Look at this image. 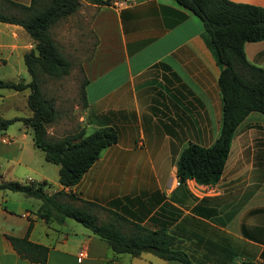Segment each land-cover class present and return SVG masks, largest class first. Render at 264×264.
<instances>
[{
  "label": "crops",
  "instance_id": "crops-1",
  "mask_svg": "<svg viewBox=\"0 0 264 264\" xmlns=\"http://www.w3.org/2000/svg\"><path fill=\"white\" fill-rule=\"evenodd\" d=\"M232 1L264 7V0ZM50 31L72 62L65 80L74 79L75 94L85 85L80 130L89 134L112 126L118 140L102 150L77 184L64 187L59 166L50 176L45 155L33 160L9 128L2 129L3 179L46 180L48 194L64 190L96 203L99 222L112 221L125 233L134 223L164 229L195 264H264V113L251 112L237 127L219 182L177 184L181 152L192 142L211 145L222 123V66L203 21L175 0H81L79 9ZM34 45L23 26L0 22V79L30 81L24 55ZM245 52L264 67V40L246 42ZM9 90L0 93V116H31L30 88ZM16 122L22 124V140L32 134ZM41 203L20 191L0 190V264H42L23 258L7 237L26 235L31 222L29 238L50 247L45 264H183L152 252L115 254L106 240L73 218L46 221L38 214ZM81 250L86 255L80 260Z\"/></svg>",
  "mask_w": 264,
  "mask_h": 264
},
{
  "label": "trees",
  "instance_id": "trees-1",
  "mask_svg": "<svg viewBox=\"0 0 264 264\" xmlns=\"http://www.w3.org/2000/svg\"><path fill=\"white\" fill-rule=\"evenodd\" d=\"M87 1L96 4L111 2ZM175 1L203 21L222 66L218 84L223 97L219 136L209 146L192 142L185 147L177 160V176L181 182L194 179L198 184H216L222 177L237 127L251 112L264 113V67L250 62L245 52L246 42L264 40V7L232 0ZM7 2L10 12L1 5L0 22L23 26L35 45L24 55L31 80L0 79V88L17 91L30 88L27 103L32 115L0 116V128L7 129L12 123L22 121L31 129L34 143L44 151L45 159L59 166V182L64 187L75 185L100 157L102 150L118 140V132L112 126L101 127L89 134L81 129L57 138L51 137L48 132V127L58 117V110L54 101L42 90V74L62 78L72 68L71 60L61 51L50 30L57 21L75 13L81 0H31L29 5L14 0ZM81 94L86 105L85 85H82ZM48 184L46 180L26 183L5 180L0 173V190L20 191L39 198L42 201L39 216L59 223L67 217L73 218L106 240L115 254L135 256L152 252L166 260L195 264L186 251L175 248L177 239L166 230H151L134 223L131 233H125L112 221L99 222L93 210L96 203L64 190L48 194L45 191ZM32 227L31 222L24 236L7 237L23 258L45 264L50 247L29 238ZM242 264L257 263L245 261Z\"/></svg>",
  "mask_w": 264,
  "mask_h": 264
},
{
  "label": "rangeland",
  "instance_id": "rangeland-1",
  "mask_svg": "<svg viewBox=\"0 0 264 264\" xmlns=\"http://www.w3.org/2000/svg\"><path fill=\"white\" fill-rule=\"evenodd\" d=\"M1 8H4L8 12H10V8H8L7 6H2ZM74 65H75L76 69H79L78 66H76L77 65L76 62H74ZM13 78H14L13 76H7L6 80H16ZM20 79H23V78H20ZM20 79H18V80H20ZM65 79L66 78L64 77L63 80L59 79V81H57L58 80L57 78H51V77H49L47 75H43V74L41 77V81L42 82L44 81V84H42V85H44L45 95L47 97H50L51 99H53L55 101L57 108H58V113H59L58 119L48 127L49 135L53 138L62 137L65 134L80 130V127L77 125L78 114L84 108V102H83L81 90H80V93L75 94L76 88H75L74 79H72V78L67 79V80H65ZM80 80H81V78H80ZM53 81L60 82L63 84V86H61V88H59L58 86H55V82H53ZM0 91H1L0 93H4L6 95L9 93H12V91L9 89H4V90H0ZM23 98H24L23 95L21 97L19 96L16 98V101H21V100H23ZM1 101H2V99L0 98V103H1ZM76 105H78V106H76ZM10 113H14V112L11 111ZM17 114H21V113H17ZM21 125L22 124H20L18 122H15V123H12L11 125H9V127H8L9 128V135L15 136V138L21 142V143L20 142H18V143H20L19 145L24 146L23 152L25 154L33 153L35 155L33 160H39L40 157H44L43 150L34 145V140H33L32 134H28L27 137L24 140H22V136H21L22 133H21L20 128H19ZM27 128L31 131V129L29 127H27ZM2 132H3V130L0 128V134ZM19 149H20V147H16L17 151H19ZM3 160H4V158H3ZM35 162H37V161H34V163ZM45 163H47L45 165L47 166L48 174L50 176H53V170H54V174H55V169H56V167H58V165H56L52 162H45ZM46 189H49V187H47Z\"/></svg>",
  "mask_w": 264,
  "mask_h": 264
},
{
  "label": "built area",
  "instance_id": "built-area-1",
  "mask_svg": "<svg viewBox=\"0 0 264 264\" xmlns=\"http://www.w3.org/2000/svg\"><path fill=\"white\" fill-rule=\"evenodd\" d=\"M181 183L180 179L177 181V184L179 185ZM86 255L84 250H81L79 252V259L81 260Z\"/></svg>",
  "mask_w": 264,
  "mask_h": 264
}]
</instances>
